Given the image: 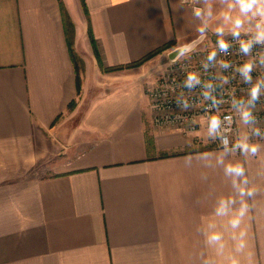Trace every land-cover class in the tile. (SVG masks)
Segmentation results:
<instances>
[{"label":"crops","instance_id":"1","mask_svg":"<svg viewBox=\"0 0 264 264\" xmlns=\"http://www.w3.org/2000/svg\"><path fill=\"white\" fill-rule=\"evenodd\" d=\"M210 2L212 17L198 18L204 0H0V264H226L229 235L218 256L205 232L221 197L239 206L227 163L258 190L238 258L264 264V138L241 124L260 145L246 158L216 138L195 148L207 120L188 135L153 122L154 64L215 41L227 9Z\"/></svg>","mask_w":264,"mask_h":264},{"label":"clouds","instance_id":"2","mask_svg":"<svg viewBox=\"0 0 264 264\" xmlns=\"http://www.w3.org/2000/svg\"><path fill=\"white\" fill-rule=\"evenodd\" d=\"M221 5L226 7V11L222 12L221 19L223 24L217 26L214 29L215 34L220 37L217 42V46L222 52H226L230 47L229 43L222 37L225 33V28H228L231 36L234 39L239 40L240 51L245 55L251 53L252 48L256 44L264 45V0H219ZM205 8H195L193 14L198 18L205 16L212 17L213 10L210 0H204ZM235 13V15H233ZM247 26V27H246ZM208 27L207 20H205L202 26L198 29L203 35ZM251 30L252 34L246 40H240L242 31ZM192 50V45H183L176 49L180 56H184L186 53ZM216 52L212 51L208 55V60H214ZM179 59V57H177ZM260 64L264 65V56L260 57ZM222 67H229L226 62H221ZM255 64L251 61L242 64L237 71L243 78L246 84L251 85L247 92V99H234L232 101V107L239 116V122L245 126H253L256 124V116L253 113V109L256 107L257 101L261 95H264V79H257L253 83L252 71ZM227 78L224 79V83H227ZM200 80L195 74H189L185 85L188 88H192L195 84H199ZM207 88H211L212 85H206ZM204 98L212 100V106L215 107L219 101L214 96H211L210 92H205ZM184 109L188 107L187 101L182 105ZM232 123V117L226 116L224 121L219 116L212 115L207 122V134L209 137L215 139L222 137V144L224 145L225 152L237 150L246 158L248 156L256 157L260 152V145L249 142V136L244 135L239 137L232 145L231 149L228 148L229 140L224 133L229 131L228 128H222V123ZM252 135L260 136L259 128L252 127ZM219 163L224 164L223 156L218 160ZM245 167L242 163H227L224 164L225 175L232 176V187L235 189L237 196L239 197V206L237 205L236 196H224L218 200L214 209V218H221L218 224L215 219L210 221L207 225L208 231L205 232L206 244L213 246L216 251V255L223 256L227 247L226 234L229 235L232 243L233 250L237 255L229 257L226 264H241L239 256L246 255L247 249V231L242 227L245 217L250 212V207L247 199H251L256 196L257 189L249 186L248 179L245 174ZM224 230H220V228ZM206 264H215L214 261H208Z\"/></svg>","mask_w":264,"mask_h":264},{"label":"built area","instance_id":"3","mask_svg":"<svg viewBox=\"0 0 264 264\" xmlns=\"http://www.w3.org/2000/svg\"><path fill=\"white\" fill-rule=\"evenodd\" d=\"M252 33H241L240 40H246ZM230 45L226 52H222L217 46L218 39L211 44L202 47H195L179 59H172L168 62L163 74L157 81L148 88V95L154 99L155 109L154 121L156 125L163 127H183L187 133L199 130V118L212 115L219 116L222 121L226 116L232 117V123H222V128H228L224 133L228 137V148L232 147L240 137L239 116L232 107L234 99H247V92L251 85L243 81L237 69L245 62H253L255 67L252 71L253 83L257 79H264V65L260 64V57L264 56V45L256 44L250 54L245 55L240 49L239 40L234 39L231 34L222 37ZM215 51L214 60H208L210 52ZM226 62L229 67L221 66V62ZM189 74H195L199 84L192 88L185 85ZM227 78V83L224 79ZM211 84L209 89L206 85ZM210 92L219 103L213 107L211 99H205L204 93ZM187 101L188 107L184 109L183 103ZM256 116V124L248 126L250 133L252 127L259 128L264 133V95L256 103L253 109ZM253 138L262 139L264 135ZM222 137H217V142L221 147Z\"/></svg>","mask_w":264,"mask_h":264},{"label":"rangeland","instance_id":"4","mask_svg":"<svg viewBox=\"0 0 264 264\" xmlns=\"http://www.w3.org/2000/svg\"><path fill=\"white\" fill-rule=\"evenodd\" d=\"M224 34H226V33H224ZM217 37V35L215 34V38ZM201 45H203V44H201ZM167 57L166 56H164V59H162V60H156V64H154V66H155V72H157L158 73V75H157V77L159 78V76L161 75V74H163V68H165L164 67V63H165V59H166ZM168 64V63H167ZM167 64L165 65V66H167ZM162 66V67H161ZM160 67L162 68V70H160ZM154 71V70H153ZM149 99H150V105H151V109H152V113H153V122H154V124H155V126L156 127H158V128H163V129H170V128H174V129H179L183 134H185V135H188V134H190V133H187L185 130H184V128L183 127H163V126H159V125H156V123H155V121H154V114H155V109H154V106H153V102H154V99L152 98V97H150L149 96ZM208 117L207 116H202L201 118H199V120H198V122H199V128L198 129H200V127L202 126V122H203V120H207L208 121ZM240 127H241V124H240ZM198 131V130H197ZM249 131H250V129H249ZM251 136H252V138H253V135L251 134ZM211 139L213 140V138H211V137H209L208 138V140H205V142H203V141H200V142H198V146H196L195 148H199V149H201V148H203V147H205L207 144H210V141H211ZM217 139V138H216ZM255 139V138H254ZM213 144H214V141H213ZM221 147V146H220ZM223 148V147H222Z\"/></svg>","mask_w":264,"mask_h":264},{"label":"trees","instance_id":"5","mask_svg":"<svg viewBox=\"0 0 264 264\" xmlns=\"http://www.w3.org/2000/svg\"><path fill=\"white\" fill-rule=\"evenodd\" d=\"M65 24H66V27L69 29V31L72 32L73 29H74V25H73V23H72L71 18H69V16H65ZM71 42H72V37H71V41H70V43H71ZM71 45H72V44H71ZM168 47H169V45H165V46H163V47H161V48L155 50L154 52H151L149 55L145 56V57L142 58L140 61L135 62V63H133V64H129V65H130V66H137V65H140V64L146 62L147 60H149L151 57H153V56L156 55L157 53H160V52H162V51L168 49ZM71 53H72V55H73V58L75 59L76 67H77V69H79V68H80V65H79V58L75 56V54H74V52H73V50H72V46H71ZM121 67H122V66H117V67H115V68H121ZM78 80H80V82H81L80 77H79ZM75 105H76V101L74 100V101L71 103L69 109H73Z\"/></svg>","mask_w":264,"mask_h":264},{"label":"water","instance_id":"6","mask_svg":"<svg viewBox=\"0 0 264 264\" xmlns=\"http://www.w3.org/2000/svg\"><path fill=\"white\" fill-rule=\"evenodd\" d=\"M200 43L199 40H194L193 42L186 44V45H192V49H194L198 44ZM177 48H175L174 50H172V52L170 53V57L171 59H177V57L180 56V54L176 51Z\"/></svg>","mask_w":264,"mask_h":264}]
</instances>
